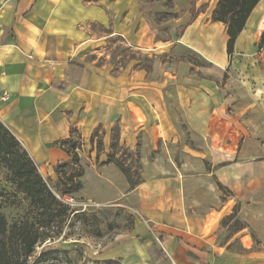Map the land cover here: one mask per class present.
<instances>
[{
	"label": "crops",
	"instance_id": "crops-1",
	"mask_svg": "<svg viewBox=\"0 0 264 264\" xmlns=\"http://www.w3.org/2000/svg\"><path fill=\"white\" fill-rule=\"evenodd\" d=\"M173 1V8L166 11L152 0H0V123L39 173L50 179L57 178V164L70 160L60 143L70 139L71 129L76 131L73 137L81 164L84 160L93 164L85 175L120 179L116 166L108 162L110 155L117 158L111 148L113 126L117 127V148L137 151L139 147L140 160L147 164L143 153L147 144L155 150L158 143L178 138L171 121L175 106L189 130L215 151L210 170L198 176L201 182L195 185L184 175L157 174L145 176L124 192L111 188L135 208L140 220L130 232L115 235L99 256L120 264H228L223 262L225 248L216 241L218 220L225 210L220 209L217 185L238 197L263 180L264 159L236 161L237 156L248 154L237 147L240 142L248 145L246 117H242L254 110L257 95L250 96L248 84L242 81L239 90L243 88L244 96L234 105L238 109L226 113L225 104L232 98L223 99L205 79L193 81L198 92H182L176 85L179 78L169 74L168 68L153 70L155 77L139 70L120 74L122 61H116L118 74L102 70L119 57L116 50L122 48L123 38L128 48L139 51L180 44L221 71L236 75L250 64L264 30V0L251 11L231 56L226 53V26L211 21L218 0ZM201 7H205L202 12ZM161 12L174 15L156 22L155 15ZM162 30L168 42L155 45V36H161ZM104 43L110 44V50L114 47L105 56L109 61L98 58L93 63ZM257 52L256 73L264 74V53ZM169 85L175 86L170 92ZM218 97L223 103H215ZM207 192L216 198L217 210L205 211ZM191 204L196 206L194 211L189 209ZM234 237L250 243L244 229Z\"/></svg>",
	"mask_w": 264,
	"mask_h": 264
},
{
	"label": "rangeland",
	"instance_id": "rangeland-1",
	"mask_svg": "<svg viewBox=\"0 0 264 264\" xmlns=\"http://www.w3.org/2000/svg\"><path fill=\"white\" fill-rule=\"evenodd\" d=\"M152 1H158V8H167L166 11H169L174 5L173 0ZM173 15L165 12L157 13L154 20L156 22L166 21ZM92 29L102 32L100 28L92 27ZM165 39H168L166 30H162L161 36H155L154 44L168 42L164 41ZM121 40L122 43L119 44L121 49L129 50L127 52L118 51L116 56H121L122 59L118 60V57L114 60L115 62H112V65H104L102 70L104 73L109 72V74L115 75L119 72L126 75L139 70L145 72L147 77L152 75L155 77L153 70L157 69L162 72L168 68L169 74L177 77V80L179 78L176 85L181 86L182 92H198V85L193 81L205 79L211 82L214 92L217 91L221 94L223 99L232 98L225 104L227 106L226 113L238 109L234 107L237 103L236 99L244 96L243 88L240 87L242 91L239 90V84L242 81L246 82L250 88L247 93L250 96L257 95L256 106L254 110L247 112L242 117H246L248 147L246 141L240 142L237 148L238 151L241 148L244 149L248 154L246 158L237 156L236 161L258 162L264 159V74L263 72L256 73L260 67L257 52L258 42L254 45L256 47L250 57V64L245 66L242 63L245 55L241 54L240 60L244 67L237 71L236 75H233L231 72L228 74L227 69L221 71L210 61L180 44H174L169 48L159 49L157 47L156 49V47H152L151 50L139 51L128 48L129 46L123 38ZM109 45V43H104L100 46L103 49L95 53L96 58L93 63H96L98 58L109 61L110 57L105 56L114 51V47L111 50L108 48ZM169 46L171 45L169 44ZM116 61H122V63L118 62L122 69L117 72L115 71L118 65ZM155 61L157 64H154ZM252 63L255 64L254 68ZM159 64L165 67L161 68ZM215 85L217 89H215ZM171 87L175 86L166 87L169 92L172 90ZM221 102L219 97L216 98V104ZM174 107L171 108V121L179 134L178 138L165 144L158 143L155 150H152V146L147 144L143 150L147 164L140 160L139 147L135 154H130L129 150L121 147L113 150L114 155L117 156L116 159L127 167L134 180L140 179V182H143L145 176L157 174L173 176L174 174L175 176L189 177L195 185L201 182L198 176L210 170V156L215 151L209 148L197 133L189 130L186 119H183ZM114 126L111 138L115 139L117 138V127ZM79 165L83 169V175L79 179L82 186L70 195H60L59 191L63 186L62 181H58V177L50 179L40 172L43 179L48 182L51 191L67 208V211L60 215L55 211L49 213L48 215H52L50 220L47 215L29 205L28 199L12 184L7 167L3 164L0 165V210L8 224L32 220L43 227L39 231L50 233L53 236L51 240L36 245L33 256L29 258L30 264H38L43 252L47 259H55V264H115L111 260H103L99 256V252L115 235L133 230L135 223L140 220V215L135 208L122 200L119 192L111 191V188L117 187L120 192L129 189L125 177L119 170L120 179L107 178L103 175L107 178L106 180H97L94 173L85 175L86 169H89L93 164L91 165L87 160L81 164L79 160ZM94 167H98L97 163ZM251 167L252 172H255L257 165L254 164ZM222 187L223 190L220 191L219 196L220 209L225 210L218 220L217 232L220 234L216 241L217 245L224 247L227 252L223 262L228 264H264V177L258 185L252 186L248 191L240 192L238 197L226 187ZM206 195L205 211H210L209 208L217 210V206H213V201L216 198L208 192ZM191 205L189 209L194 211L196 206ZM205 211L202 212V215L206 214ZM59 225L61 229L58 228ZM242 229L249 235L250 243L242 241L239 237H234ZM117 262L119 263V261Z\"/></svg>",
	"mask_w": 264,
	"mask_h": 264
},
{
	"label": "trees",
	"instance_id": "trees-1",
	"mask_svg": "<svg viewBox=\"0 0 264 264\" xmlns=\"http://www.w3.org/2000/svg\"><path fill=\"white\" fill-rule=\"evenodd\" d=\"M260 0H218L211 21L219 22L226 26V53L228 56L233 54L234 44L238 35L243 30L246 20L251 11ZM205 7H201V12ZM192 19L194 18L192 12ZM257 49L264 53V30L262 31ZM121 50L117 48L116 51ZM76 131L71 129L70 139L62 141L61 147L69 154L70 160L56 165L55 173L58 181H62L63 188L59 191L60 195H70L82 186L80 178L83 169L79 165V157L76 153L79 145L74 139ZM111 148H117V139L113 138ZM130 154H135L136 150H130ZM108 162L113 163L123 174L130 189L140 184V179L134 180L127 167L114 158L108 157ZM7 167L12 178L15 189L22 193L29 201V205L47 215L49 220L55 211L58 215L65 213L67 208L57 198L39 173L37 166L31 160L27 152L20 146L12 134L0 123V165ZM219 189L223 190L220 185ZM59 195V194H58ZM41 227L35 221L15 222L8 224L5 216L0 210V264H30L29 258L33 256L37 244L51 240L50 233L39 231ZM61 229L60 225L58 227ZM61 231V230H60ZM59 231V232H60ZM55 259H47L44 252L38 264H55ZM119 264L117 261H112Z\"/></svg>",
	"mask_w": 264,
	"mask_h": 264
},
{
	"label": "built area",
	"instance_id": "built-area-1",
	"mask_svg": "<svg viewBox=\"0 0 264 264\" xmlns=\"http://www.w3.org/2000/svg\"><path fill=\"white\" fill-rule=\"evenodd\" d=\"M159 245L161 246V244L159 243ZM162 247V246H161Z\"/></svg>",
	"mask_w": 264,
	"mask_h": 264
}]
</instances>
